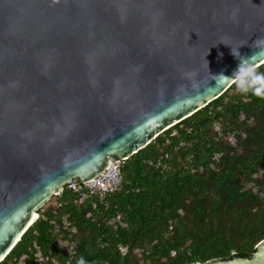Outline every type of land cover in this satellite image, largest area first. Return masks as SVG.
I'll return each mask as SVG.
<instances>
[{
    "label": "water",
    "instance_id": "water-1",
    "mask_svg": "<svg viewBox=\"0 0 264 264\" xmlns=\"http://www.w3.org/2000/svg\"><path fill=\"white\" fill-rule=\"evenodd\" d=\"M263 62L264 0H0V261L67 182ZM207 264H264V239Z\"/></svg>",
    "mask_w": 264,
    "mask_h": 264
},
{
    "label": "trees",
    "instance_id": "trees-1",
    "mask_svg": "<svg viewBox=\"0 0 264 264\" xmlns=\"http://www.w3.org/2000/svg\"><path fill=\"white\" fill-rule=\"evenodd\" d=\"M119 165L103 198L64 185L0 264L250 258L264 239V62Z\"/></svg>",
    "mask_w": 264,
    "mask_h": 264
},
{
    "label": "built area",
    "instance_id": "built-area-1",
    "mask_svg": "<svg viewBox=\"0 0 264 264\" xmlns=\"http://www.w3.org/2000/svg\"><path fill=\"white\" fill-rule=\"evenodd\" d=\"M119 163L120 161L110 162L103 171L87 182H80L77 178H73L65 185L74 193L85 190L88 194L103 198L114 192L121 182Z\"/></svg>",
    "mask_w": 264,
    "mask_h": 264
},
{
    "label": "clouds",
    "instance_id": "clouds-1",
    "mask_svg": "<svg viewBox=\"0 0 264 264\" xmlns=\"http://www.w3.org/2000/svg\"><path fill=\"white\" fill-rule=\"evenodd\" d=\"M243 90V89H242ZM79 264H85V261L83 260V259H81L80 261H79Z\"/></svg>",
    "mask_w": 264,
    "mask_h": 264
},
{
    "label": "rangeland",
    "instance_id": "rangeland-1",
    "mask_svg": "<svg viewBox=\"0 0 264 264\" xmlns=\"http://www.w3.org/2000/svg\"><path fill=\"white\" fill-rule=\"evenodd\" d=\"M52 201H53V199H51V197H50V199L45 204L51 203Z\"/></svg>",
    "mask_w": 264,
    "mask_h": 264
}]
</instances>
